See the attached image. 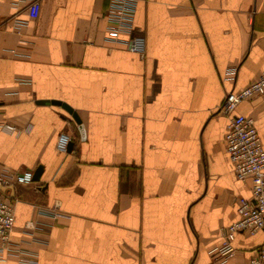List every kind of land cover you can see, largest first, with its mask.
<instances>
[{"label":"crops","instance_id":"crops-1","mask_svg":"<svg viewBox=\"0 0 264 264\" xmlns=\"http://www.w3.org/2000/svg\"><path fill=\"white\" fill-rule=\"evenodd\" d=\"M110 3L41 0L31 17L26 1L0 0V120L18 129L0 128V166L42 167L4 189L11 239L36 262L0 264H211L238 195L252 194L220 106L264 70V0H137L144 54L105 39ZM236 112L255 119L264 144V96ZM263 242L264 229L238 233L223 264L247 263Z\"/></svg>","mask_w":264,"mask_h":264},{"label":"built area","instance_id":"built-area-1","mask_svg":"<svg viewBox=\"0 0 264 264\" xmlns=\"http://www.w3.org/2000/svg\"><path fill=\"white\" fill-rule=\"evenodd\" d=\"M28 5L31 17L38 16L41 0H23ZM137 0H111L106 11L107 31L105 39L123 44L127 49L144 54L146 39L134 23ZM21 23L16 22L19 30ZM92 42V41H91ZM237 68L231 67L225 73L226 79H235ZM264 96V70L261 76L247 85L226 92L220 110L229 117L224 135L225 147L232 161L238 179L252 180L251 196L238 195V218L224 228V240L210 251L211 264H223L236 252L234 240L240 232L255 233L264 229V144L255 119L248 114L236 112L238 104L246 99ZM0 128L18 131L17 127L0 120ZM72 137L60 132L57 148L67 151ZM33 182V169L21 170L0 166V260L15 256L18 261L35 263L36 257L27 249L14 243L11 232L15 225L14 203L4 189L16 184ZM39 211L54 216L61 212L55 208L40 207ZM26 227H35V221L28 219ZM245 264H264V242L261 243Z\"/></svg>","mask_w":264,"mask_h":264},{"label":"water","instance_id":"water-1","mask_svg":"<svg viewBox=\"0 0 264 264\" xmlns=\"http://www.w3.org/2000/svg\"><path fill=\"white\" fill-rule=\"evenodd\" d=\"M41 102H44V103H48V102H54V103H61L63 104L64 107H66L72 114L73 116L75 117V119L80 122V118L78 117V114L74 111V109L68 105L67 103H63L61 101H58V100H48V99H44V100H41ZM82 128V125L80 126ZM84 131V129H83ZM41 165H38L36 167V169L33 171V180H37L40 176V173H41Z\"/></svg>","mask_w":264,"mask_h":264}]
</instances>
